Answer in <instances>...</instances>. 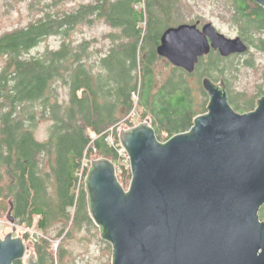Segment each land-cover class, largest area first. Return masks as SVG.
<instances>
[{
    "label": "trees",
    "instance_id": "16d2710c",
    "mask_svg": "<svg viewBox=\"0 0 264 264\" xmlns=\"http://www.w3.org/2000/svg\"><path fill=\"white\" fill-rule=\"evenodd\" d=\"M176 4L95 0L59 16L46 13L26 27L0 35V208L8 211L12 205L17 225L46 235L50 224L61 222L55 234L61 237L72 208L76 222L90 221L83 190L87 168L82 162L92 154L112 160L125 187L131 174L119 153L118 129L134 125L130 114L138 107L153 114L152 126L161 141L191 127L199 112L185 70L171 66L162 92L153 86L156 34L161 22L174 26ZM232 7L235 22L250 34L251 44L258 39L264 47V8L252 0H233ZM93 19L119 30L107 35L113 41L109 49H98L93 38L63 40L57 48L29 54L42 37L66 34ZM258 32L263 34L253 37ZM175 75L181 80L174 81ZM42 122L47 123L46 136L40 140L36 130ZM259 216L264 219V205ZM49 245L43 237L34 242L39 264H53L52 258L47 261Z\"/></svg>",
    "mask_w": 264,
    "mask_h": 264
},
{
    "label": "water",
    "instance_id": "95a60500",
    "mask_svg": "<svg viewBox=\"0 0 264 264\" xmlns=\"http://www.w3.org/2000/svg\"><path fill=\"white\" fill-rule=\"evenodd\" d=\"M252 1L264 8V0ZM211 50L226 57L246 46L212 22L202 30L185 22L164 30L157 53L192 73ZM201 86L206 110L188 130L161 141L147 121L119 129L131 174L126 188L112 160L91 159L87 209L112 246L111 264H264V94L253 110L238 112L222 78L204 76ZM11 210L0 264H39L30 245L14 236Z\"/></svg>",
    "mask_w": 264,
    "mask_h": 264
},
{
    "label": "rangeland",
    "instance_id": "374dc122",
    "mask_svg": "<svg viewBox=\"0 0 264 264\" xmlns=\"http://www.w3.org/2000/svg\"><path fill=\"white\" fill-rule=\"evenodd\" d=\"M95 0H0V35L13 31L18 28L28 26L29 23L39 20L46 13L52 15H62L63 13L75 10L80 4L93 3ZM233 0H176L173 25L180 23H192L200 20L201 23L212 22L215 28L228 37H235L241 34L245 38L246 30L240 28V22L236 21L232 7ZM142 6V5H141ZM140 8V6H138ZM146 21L141 23L144 30ZM111 32H119L118 29L112 28L102 19H93L90 23L81 22L74 26L66 34H50L42 37L38 43L30 49L29 54H40L49 48H57L63 40L77 43L83 39H96L93 43L98 49H109L113 41L107 37ZM253 32V31H251ZM263 32L253 33V37H258ZM264 35V34H263ZM254 44L248 37V43L254 48L247 52L234 53L226 57H222L218 50L212 51L209 56L205 55L196 64V71L191 75H187L183 71V76L187 78L191 95L196 101V112L202 113L206 110L208 95L201 86V78L209 77L214 82H218L221 78L225 82L228 98L237 111H248L255 107L256 100L263 94L264 88V52L259 50L260 43L254 39ZM213 55H218L216 59ZM211 56H213L211 58ZM211 60V62H210ZM2 59L0 58V64ZM174 67V66H173ZM161 68L166 74V79L172 73L171 66L164 61L158 63L155 67ZM178 68V67H175ZM180 69V68H178ZM179 76V74H178ZM177 75L173 76L174 81L181 80ZM182 76V75H180ZM178 77V78H177ZM167 81V80H166ZM183 81H185L183 79ZM175 82V83H176ZM138 95L136 94V97ZM137 100V99H135ZM132 124L147 121L151 126L155 125L154 116L149 111L143 112L142 107L135 110ZM131 124V125H132ZM46 122H42L39 129L36 130V137L43 140L46 136ZM126 124L120 128H127ZM129 127V126H128ZM119 128V129H120ZM118 129V131H119ZM162 136H165L162 133ZM89 159L95 158L92 154ZM118 172V171H117ZM118 174V173H117ZM125 187L129 181L124 183ZM84 196L86 192L83 186ZM260 211V209H259ZM8 211L0 208V236L12 230V225L7 221L6 215ZM76 208L71 209L70 221L67 224L66 231L61 237L55 234L60 223L50 224L46 235L38 233L32 227L17 225L14 236H20L25 244L30 245L34 252V242L41 237L47 239L50 243L48 249L50 256L47 261L53 260V264H111L112 246L102 239L99 235V227L94 224L87 214L89 220L82 219L75 221ZM263 219V218H262ZM69 233L66 235V232ZM49 237V238H48ZM29 248L27 251L28 255ZM26 257V256H25ZM23 259V264H24Z\"/></svg>",
    "mask_w": 264,
    "mask_h": 264
},
{
    "label": "flooded vegetation",
    "instance_id": "af4514ba",
    "mask_svg": "<svg viewBox=\"0 0 264 264\" xmlns=\"http://www.w3.org/2000/svg\"><path fill=\"white\" fill-rule=\"evenodd\" d=\"M161 18V17H160ZM164 21V20H163ZM192 23H194V24H196V26H197V28L198 29H200V30H202L203 29V27H204V25L206 24V23H201V21L200 20H196L195 22H192ZM167 28V26L164 24V23H160V25H159V32H158V34H156V36H157V39L155 40V42H154V46H153V49H155V52H156V56H155V59H154V62H153V64L151 65V66H153V67H155L158 63H161V61H164L165 63H167V64H169L170 66H172V64L165 58V57H163V56H160V55H158V53H157V48H158V45L160 44V40H161V35H162V33L164 32V30ZM235 37H239L241 40H242V42H244V44H245V46H246V51H244V52H247V51H249V49H251V48H254L253 46H251L249 43H248V41H247V39L248 38H245L244 36H242L241 34H239V35H236ZM257 41L260 43V41L257 39ZM148 49H152V47H149ZM259 50H262L263 52H264V47H260V48H258ZM201 59V58H200ZM200 59H199V61H200ZM198 61V62H199ZM181 70H184L183 68H180ZM196 71V66H195V69H194V72ZM152 76H153V78H154V80H155V82L156 83H153V86L155 87V86H158V90H159V93H161L162 92V90H163V88H164V85H165V83H166V74L162 71V69L161 68H157V69H155V68H153V70H152ZM204 77V76H203ZM202 79V78H201ZM263 92H264V88H263ZM206 93V92H205ZM226 94H227V90H226ZM264 94V93H263ZM263 94H261L260 96H262ZM227 97H228V94H227ZM228 100H229V98H228ZM230 101V100H229ZM230 104H231V106L235 109V107L232 105V103L231 102H229ZM254 108H252L251 110H253ZM236 110V109H235ZM237 111V110H236ZM248 111H250V110H248ZM238 112H246V111H238ZM153 127V126H152ZM154 128V127H153Z\"/></svg>",
    "mask_w": 264,
    "mask_h": 264
},
{
    "label": "built area",
    "instance_id": "2783aa9c",
    "mask_svg": "<svg viewBox=\"0 0 264 264\" xmlns=\"http://www.w3.org/2000/svg\"><path fill=\"white\" fill-rule=\"evenodd\" d=\"M130 117H131V123H132V120H133V118H134V113H132V114H130ZM119 153L122 155V156H124L125 158H126V160H127V162H128V159H127V155H126V153H125V151L123 150V148L121 147V149L119 150ZM90 159L87 157H85L84 158V160H83V162H82V166H84V167H86L87 169H88V166H89V164H90ZM83 167V168H84Z\"/></svg>",
    "mask_w": 264,
    "mask_h": 264
}]
</instances>
